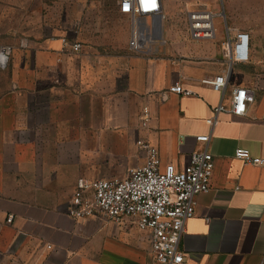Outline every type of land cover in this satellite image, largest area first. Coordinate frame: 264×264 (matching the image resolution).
<instances>
[{
    "label": "crops",
    "instance_id": "crops-1",
    "mask_svg": "<svg viewBox=\"0 0 264 264\" xmlns=\"http://www.w3.org/2000/svg\"><path fill=\"white\" fill-rule=\"evenodd\" d=\"M42 1L45 33L14 51L0 88V264H157L135 219H76L69 201L80 179L122 177L142 165L139 139L158 148L163 166L182 168L205 147L196 140L204 134L214 156L211 189L195 197L180 243L183 264H264V164L234 156L244 148L264 158V56L257 41L250 39L247 61L232 60L224 45L247 32L237 27L224 32L220 25L212 40L178 42L166 4L152 52L135 53L132 20L117 1L103 16L91 8L77 31ZM188 5L218 12L207 0ZM75 42L80 51H73ZM222 75L223 92L202 83ZM177 82L193 94L171 92ZM235 88L255 92L240 116L230 112ZM219 106L212 126L207 120Z\"/></svg>",
    "mask_w": 264,
    "mask_h": 264
},
{
    "label": "built area",
    "instance_id": "built-area-1",
    "mask_svg": "<svg viewBox=\"0 0 264 264\" xmlns=\"http://www.w3.org/2000/svg\"><path fill=\"white\" fill-rule=\"evenodd\" d=\"M118 11L132 20L129 41L131 51L151 53L154 43L161 37L167 0H116ZM187 33L194 40H212L216 37V18L222 13L205 5L188 7L186 10ZM151 19V20H150ZM150 20V21H149ZM250 34L238 33L234 40L224 42L227 55L234 61L249 60ZM82 44L75 42L73 51H80ZM12 48L0 47V68L9 64ZM202 83L215 91L223 92L226 76L207 77ZM169 90L180 95L193 91L180 83ZM255 100V92L247 88H235L231 97L230 112L235 116L247 111V103ZM222 106L207 120L215 125ZM150 111L143 109L142 125L148 126ZM210 134L198 135L196 140L205 145L192 153L186 165L177 168L174 164H161L159 150L152 143L139 139V147L146 151L142 165L132 167L126 176L102 178L94 181L80 179L69 201L68 213L76 219L103 215L110 221L121 223L126 218L135 219L138 227L146 232L151 253L157 264H183L184 253L180 243L185 224L195 214V197L209 192L214 169V156L207 146ZM234 156L249 164H264L263 157H255L248 149L237 148ZM13 215L7 218L12 222Z\"/></svg>",
    "mask_w": 264,
    "mask_h": 264
},
{
    "label": "rangeland",
    "instance_id": "rangeland-1",
    "mask_svg": "<svg viewBox=\"0 0 264 264\" xmlns=\"http://www.w3.org/2000/svg\"><path fill=\"white\" fill-rule=\"evenodd\" d=\"M188 1L167 2V7L173 9V16L167 20L179 34L178 42L192 39L187 33L185 12L189 6ZM207 1L209 5H214L215 9L222 13L219 18H216L217 28L221 25L226 32V25H228L247 31L251 41H257L260 45L258 51L264 56V0ZM115 3L116 0H48L46 8L60 17L66 16V21L73 22L74 29L77 31L81 27L85 28V23L89 20L88 11L91 8L100 10L99 13L95 12L99 17L103 16L106 11L109 12ZM42 7V0H0V47L10 46L12 48L9 63L14 51L23 43L36 41L45 33L39 21L43 12ZM5 81V68H0V88L5 87Z\"/></svg>",
    "mask_w": 264,
    "mask_h": 264
}]
</instances>
